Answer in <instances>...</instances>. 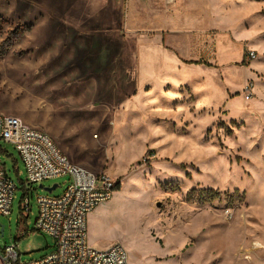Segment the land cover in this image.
I'll use <instances>...</instances> for the list:
<instances>
[{
  "label": "rangeland",
  "instance_id": "374dc122",
  "mask_svg": "<svg viewBox=\"0 0 264 264\" xmlns=\"http://www.w3.org/2000/svg\"><path fill=\"white\" fill-rule=\"evenodd\" d=\"M176 66L201 72L179 73L174 96ZM0 112L114 179L87 216L91 247L121 243L130 264H264V0H0ZM0 148L16 185L0 250L40 259L54 247L37 197L68 177L49 192Z\"/></svg>",
  "mask_w": 264,
  "mask_h": 264
},
{
  "label": "built area",
  "instance_id": "2783aa9c",
  "mask_svg": "<svg viewBox=\"0 0 264 264\" xmlns=\"http://www.w3.org/2000/svg\"><path fill=\"white\" fill-rule=\"evenodd\" d=\"M249 51L247 57H255ZM253 93L252 83L243 87L246 100ZM0 141L11 143L25 169L28 183L67 176L61 195L38 196L35 230L49 235L53 250L40 259L19 261L18 243L11 242L0 250L1 264H130L121 243L104 249L91 247L87 238V215L97 205L112 197L115 181L103 172H93L72 163L45 131L24 123L20 118L0 112ZM16 185L0 165V214L11 211ZM27 194V195H26ZM21 210H28V193H24ZM27 216L25 214L20 220ZM27 229L19 233V239Z\"/></svg>",
  "mask_w": 264,
  "mask_h": 264
},
{
  "label": "crops",
  "instance_id": "0c3cea01",
  "mask_svg": "<svg viewBox=\"0 0 264 264\" xmlns=\"http://www.w3.org/2000/svg\"><path fill=\"white\" fill-rule=\"evenodd\" d=\"M175 62H176V59L175 58H172ZM201 69H198V68H195V67H186V66H176L175 69L172 71H169V76L171 77L172 81H173V87L171 90H173L171 92L170 90V95H178L179 94V91H178V87L180 86L181 82L183 79H186V80H192V79H195L196 77V74H198V72L200 71ZM168 71H161L158 73L159 76H161L162 74L165 76L167 74ZM201 72V71H200ZM183 74L184 73V76L182 78V80L180 81L179 80V77L178 76H181L180 74ZM175 76H176V79H175ZM162 79V78H161ZM176 92V93H174ZM156 97V100H160L158 98V96H155ZM2 151V149L0 148V152ZM95 212V210H93L92 212H90L87 216L88 217H92L93 213ZM87 223V221H86Z\"/></svg>",
  "mask_w": 264,
  "mask_h": 264
},
{
  "label": "water",
  "instance_id": "95a60500",
  "mask_svg": "<svg viewBox=\"0 0 264 264\" xmlns=\"http://www.w3.org/2000/svg\"><path fill=\"white\" fill-rule=\"evenodd\" d=\"M38 187H42L43 189H45V190L51 192L54 188L57 187V184H53V185H51V186H49V187H44L42 184H39ZM2 232H3V226L0 225V234H1V235H2Z\"/></svg>",
  "mask_w": 264,
  "mask_h": 264
},
{
  "label": "bare ground",
  "instance_id": "6f19581e",
  "mask_svg": "<svg viewBox=\"0 0 264 264\" xmlns=\"http://www.w3.org/2000/svg\"><path fill=\"white\" fill-rule=\"evenodd\" d=\"M68 16H69V15H68ZM142 212H143V211H142ZM145 219H146V218H145ZM255 244H257L259 247H261V246H260V243H257V242H256Z\"/></svg>",
  "mask_w": 264,
  "mask_h": 264
}]
</instances>
